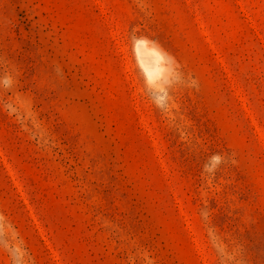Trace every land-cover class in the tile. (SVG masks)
Masks as SVG:
<instances>
[{
  "label": "rangeland",
  "instance_id": "rangeland-1",
  "mask_svg": "<svg viewBox=\"0 0 264 264\" xmlns=\"http://www.w3.org/2000/svg\"><path fill=\"white\" fill-rule=\"evenodd\" d=\"M0 264H264V0H0Z\"/></svg>",
  "mask_w": 264,
  "mask_h": 264
}]
</instances>
